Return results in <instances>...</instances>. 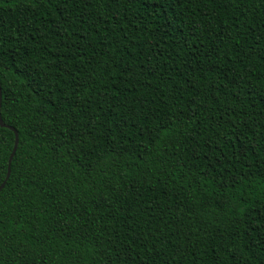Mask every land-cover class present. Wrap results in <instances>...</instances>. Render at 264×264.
<instances>
[{
  "label": "trees",
  "instance_id": "1",
  "mask_svg": "<svg viewBox=\"0 0 264 264\" xmlns=\"http://www.w3.org/2000/svg\"><path fill=\"white\" fill-rule=\"evenodd\" d=\"M0 264H264V0H0Z\"/></svg>",
  "mask_w": 264,
  "mask_h": 264
},
{
  "label": "water",
  "instance_id": "2",
  "mask_svg": "<svg viewBox=\"0 0 264 264\" xmlns=\"http://www.w3.org/2000/svg\"><path fill=\"white\" fill-rule=\"evenodd\" d=\"M1 99H2V91H1V87H0V105H1ZM0 124L1 125H4L3 124V120L1 118V112H0ZM12 130H14L15 132V135H16V140H15V146H14V149H13V152L9 158V167H8V173H7V177H6V180L0 185V192L1 190L4 188L5 184H6V181L8 180L9 176H10V173H11V163H12V159H13V156L17 150V147H18V142H19V135H18V132L11 127Z\"/></svg>",
  "mask_w": 264,
  "mask_h": 264
}]
</instances>
